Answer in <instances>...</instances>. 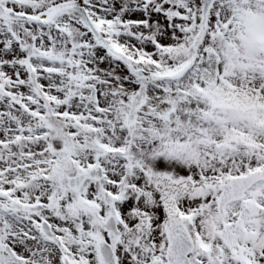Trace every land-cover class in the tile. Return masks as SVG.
<instances>
[{
	"label": "snow or ice",
	"instance_id": "6c2138e0",
	"mask_svg": "<svg viewBox=\"0 0 264 264\" xmlns=\"http://www.w3.org/2000/svg\"><path fill=\"white\" fill-rule=\"evenodd\" d=\"M0 264H264V0H0Z\"/></svg>",
	"mask_w": 264,
	"mask_h": 264
}]
</instances>
